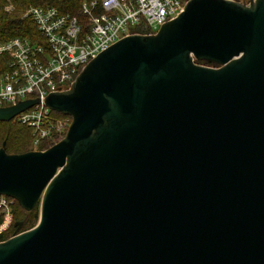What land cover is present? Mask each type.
<instances>
[{
	"label": "water",
	"instance_id": "water-1",
	"mask_svg": "<svg viewBox=\"0 0 264 264\" xmlns=\"http://www.w3.org/2000/svg\"><path fill=\"white\" fill-rule=\"evenodd\" d=\"M44 103L72 123L44 151L2 144L0 196L40 219L0 264H264V0H189Z\"/></svg>",
	"mask_w": 264,
	"mask_h": 264
},
{
	"label": "built area",
	"instance_id": "built-area-1",
	"mask_svg": "<svg viewBox=\"0 0 264 264\" xmlns=\"http://www.w3.org/2000/svg\"><path fill=\"white\" fill-rule=\"evenodd\" d=\"M187 2L93 0L82 6L86 16L82 23L61 14L55 7L28 8L24 18L30 17L36 22L44 40L15 38L0 44V57H9L6 71L0 73V108L29 99L42 100L16 119L32 129L34 150L43 141L58 143L65 137L72 118L56 116L44 99L57 91L68 90L91 60L124 37L156 34L162 25L185 10ZM98 8L100 12L96 14ZM14 205V199L0 196V242L6 241L4 237L10 233Z\"/></svg>",
	"mask_w": 264,
	"mask_h": 264
},
{
	"label": "trees",
	"instance_id": "trees-1",
	"mask_svg": "<svg viewBox=\"0 0 264 264\" xmlns=\"http://www.w3.org/2000/svg\"><path fill=\"white\" fill-rule=\"evenodd\" d=\"M91 1L93 0H17L16 5H19L20 8L27 7L26 9H28L29 7H55L59 10L61 14L69 15L70 17H73L82 23L86 21V16L83 13L82 6L84 3ZM97 1L99 2L101 0H97ZM95 12L96 14H99L100 8H98ZM15 38H29L32 42H42L44 40L40 31L38 30V26L36 22L32 18L30 17L20 18L19 16L10 18L6 14L0 15V44L9 42ZM8 58H9L8 55H3L0 57V73L6 71L8 67L7 65ZM198 63L210 67L216 66L215 64L209 62H198ZM55 115L58 117L62 116L61 114L56 112ZM27 128H20L18 130L8 129L3 134L5 137L9 138V139L6 138L5 141L3 142L6 143V150L8 153L20 154L34 150L33 143L35 137L33 135L32 129H30L29 127ZM27 136L30 138V142L25 141L26 139L25 137ZM10 144H13L15 146L14 150L10 149ZM52 146L53 144L49 143L48 141H43L40 143L38 150L44 151ZM15 203L17 204V202ZM18 207L19 210L23 212L22 208L19 205ZM39 219H40L39 214L36 210L31 212L24 230L27 231V229L30 230L34 228L39 222ZM11 227H12L11 232L8 235H6L4 239H8L16 231L15 225H11Z\"/></svg>",
	"mask_w": 264,
	"mask_h": 264
},
{
	"label": "rangeland",
	"instance_id": "rangeland-1",
	"mask_svg": "<svg viewBox=\"0 0 264 264\" xmlns=\"http://www.w3.org/2000/svg\"><path fill=\"white\" fill-rule=\"evenodd\" d=\"M16 2L17 0H0V15L2 14H6L8 15L10 18H13L15 16H19L20 18H24V13L25 11L27 10L26 8L27 7H23V8H20L19 5H16ZM30 8V7H29ZM211 67H216V66H211ZM4 124V125H3ZM3 125V126H2ZM6 125V126H5ZM2 126V127H1ZM20 128H27L25 127L24 125L20 124L18 122V120L15 118L14 120H12L11 122H0V148L2 147V143L5 141V139L7 137H5L3 134L8 130V129H13V130H18ZM28 129V128H27ZM29 130V129H28ZM25 141L26 142H30V138L27 136L25 137ZM9 139V138H7ZM12 140V139H11ZM7 141V140H6ZM15 143V142H14ZM15 146L13 144H10V149L11 150H14ZM39 148V147H38ZM16 202V201H15ZM18 204V203H17ZM15 203L14 205V210H15V214H14V218L12 219L11 221V224L14 225L15 222H18V221H22L24 220V218L26 216H28L27 218V221L25 222V224L22 226L21 228V232L22 231H25V227H26V224L28 222V219H29V215L30 213H27L25 212L23 209V212L21 210H19V207ZM34 210H36L39 214V218H40V207H36ZM33 210V211H34ZM32 211V212H33ZM12 229V227H11ZM11 229H10V232H11ZM30 229V228H29ZM28 230V229H27Z\"/></svg>",
	"mask_w": 264,
	"mask_h": 264
},
{
	"label": "bare ground",
	"instance_id": "bare-ground-1",
	"mask_svg": "<svg viewBox=\"0 0 264 264\" xmlns=\"http://www.w3.org/2000/svg\"><path fill=\"white\" fill-rule=\"evenodd\" d=\"M233 1H238V2L242 3L243 0H233ZM188 2H189V0H188ZM188 2H187V4H188ZM249 2H250V1H249ZM187 4H186V6H187ZM248 4H249V3H248ZM186 6H185V7H186ZM183 12H184V11H183ZM183 12H182V13H183ZM175 19H176V18H175ZM167 23H168V22H167ZM162 26H163V25H162ZM162 26H161V27H162ZM161 27H160V28H161ZM160 28H159V29H160ZM157 32H158V31H157ZM132 35H141V34H132ZM151 35H153V34H151ZM129 36H131V35H129ZM144 36H149V35H144ZM126 37H127V36H126ZM124 38H125V37H124ZM216 66H217V65H216ZM217 67H218V66H217ZM70 87H71V86H70ZM69 89H70V88H69ZM69 89H68V90H69ZM65 91H67V90H65ZM61 92H64V91H61ZM29 100H37V99H29ZM26 101H27V100H26ZM23 102H24V101H23ZM16 106H17V105H16ZM34 106H35V105H34ZM46 106H47V105H46ZM11 107H13V106H11ZM32 107H33V106H32ZM32 107H31V108H32ZM47 107H48V106H47ZM6 108H8V107H6ZM48 108H49V107H48ZM29 109H30V108H29ZM29 109H28V110H29ZM26 111H27V110H26ZM52 111H53V110H52ZM24 112H25V111H24ZM53 112H55V111H53ZM22 113H23V112H22ZM56 113H57V112H56ZM20 114H21V113H20ZM59 114H60V113H59ZM61 115H62V114H61ZM17 116H18V115H17ZM17 116H16V117H17ZM16 117H15V118H16ZM71 123H72V122H71ZM70 126H71V125H70ZM70 126H69V127H70ZM68 130H69V128H68ZM67 132H68V131H67ZM66 134H67V133H66ZM65 136H66V135H65Z\"/></svg>",
	"mask_w": 264,
	"mask_h": 264
},
{
	"label": "flooded vegetation",
	"instance_id": "flooded-vegetation-1",
	"mask_svg": "<svg viewBox=\"0 0 264 264\" xmlns=\"http://www.w3.org/2000/svg\"><path fill=\"white\" fill-rule=\"evenodd\" d=\"M250 0H247V3H249ZM242 3H244V1H242ZM17 229V228H16ZM15 233V232H14Z\"/></svg>",
	"mask_w": 264,
	"mask_h": 264
}]
</instances>
